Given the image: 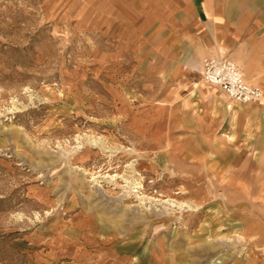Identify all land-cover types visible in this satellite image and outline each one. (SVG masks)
<instances>
[{
  "label": "rangeland",
  "instance_id": "rangeland-1",
  "mask_svg": "<svg viewBox=\"0 0 264 264\" xmlns=\"http://www.w3.org/2000/svg\"><path fill=\"white\" fill-rule=\"evenodd\" d=\"M158 3L0 0V264L249 258L224 216L256 194L228 192L229 149L173 105ZM188 60L198 87L233 102L205 82L201 56Z\"/></svg>",
  "mask_w": 264,
  "mask_h": 264
},
{
  "label": "crops",
  "instance_id": "crops-1",
  "mask_svg": "<svg viewBox=\"0 0 264 264\" xmlns=\"http://www.w3.org/2000/svg\"><path fill=\"white\" fill-rule=\"evenodd\" d=\"M158 1L161 12L158 23L165 34L156 48L164 52L166 59L173 60L172 74L177 85L171 90L175 97L173 105L185 113L196 110L197 128L213 134L206 136L212 143L229 149L228 159L232 162L229 176L235 180H230L232 185H228V192L256 194L255 200L251 195L242 202L232 197L224 216L227 220H239L242 237L252 246L251 257L245 264H254L251 259L254 256L264 260V0ZM211 47L218 51L220 47L226 49L218 55L236 62L246 80L262 89L260 101H233L230 105L222 98L219 88L205 84L197 86L191 79L188 59L191 55L201 56L202 76V58L209 56ZM237 178H243L245 184L238 185ZM83 234L95 235L88 228H84ZM99 240H103L101 236ZM256 242L259 245H254ZM75 254L84 261L89 253L78 247ZM121 260L115 263L123 264L124 259Z\"/></svg>",
  "mask_w": 264,
  "mask_h": 264
},
{
  "label": "built area",
  "instance_id": "built-area-1",
  "mask_svg": "<svg viewBox=\"0 0 264 264\" xmlns=\"http://www.w3.org/2000/svg\"><path fill=\"white\" fill-rule=\"evenodd\" d=\"M202 77L205 82L219 86L234 102L247 103L262 99V89L249 83L239 65L226 56L204 57Z\"/></svg>",
  "mask_w": 264,
  "mask_h": 264
},
{
  "label": "bare ground",
  "instance_id": "bare-ground-1",
  "mask_svg": "<svg viewBox=\"0 0 264 264\" xmlns=\"http://www.w3.org/2000/svg\"><path fill=\"white\" fill-rule=\"evenodd\" d=\"M219 50L221 51H218V48H216V47H211L210 48V50H209V56H218V54L219 53H221V54H223L225 51H226V49L225 48H223V47H220L219 48ZM200 67V66H199ZM205 88H209V87H206L205 86ZM210 89V88H209ZM213 90V89H212ZM216 94V93H215ZM222 100V99H221ZM264 101V100H263ZM263 103V102H262ZM230 104V103H229ZM231 105V104H230ZM239 109V108H238ZM229 110V109H228ZM247 117V116H246ZM246 120V119H245ZM257 120V119H256ZM263 125V124H262ZM260 126V125H259ZM263 129V128H262ZM261 134V133H260ZM215 136V135H214ZM180 138V137H179ZM217 140V139H216ZM189 141V140H188ZM205 141V140H204ZM213 142V141H212ZM215 142V141H214ZM96 143V142H95ZM206 143H207V141H206ZM209 144V143H208ZM221 146V145H220ZM210 147V146H209ZM230 147V146H229ZM211 150H213V149H211ZM217 152V151H216ZM219 154V153H218ZM248 154V153H247ZM201 156V155H200ZM222 157V156H221ZM220 157V158H221ZM217 164V163H216ZM206 167V166H205ZM236 169V168H235ZM215 172V171H214ZM216 173V172H215ZM260 173V172H259ZM251 179V178H250ZM253 180H254V178H253ZM231 182V181H230ZM243 184V183H242ZM241 185V184H240ZM246 188V187H245ZM244 189V188H243ZM247 189V188H246ZM244 191V190H243ZM228 206V205H227ZM224 209V208H223ZM232 211V210H231ZM212 212V211H211ZM235 212H237V211H235ZM226 213V212H225ZM229 216V215H228ZM208 217V216H207ZM206 218V217H205ZM243 218V217H242ZM251 218V217H250ZM253 218V217H252ZM245 220V219H244ZM248 220V219H247ZM207 221V220H206ZM205 225V224H204ZM246 235V234H245ZM254 237V236H253ZM248 238V237H247ZM245 239V238H244ZM243 239V240H244ZM249 240V239H248Z\"/></svg>",
  "mask_w": 264,
  "mask_h": 264
}]
</instances>
